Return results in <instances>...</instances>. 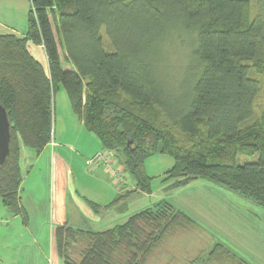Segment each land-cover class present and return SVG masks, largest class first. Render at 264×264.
Listing matches in <instances>:
<instances>
[{
	"label": "trees",
	"instance_id": "trees-1",
	"mask_svg": "<svg viewBox=\"0 0 264 264\" xmlns=\"http://www.w3.org/2000/svg\"><path fill=\"white\" fill-rule=\"evenodd\" d=\"M30 4L25 37L0 35V103L11 123L9 155L0 166L4 206L22 210L19 144L40 153L49 143L53 95L62 85L86 130L113 152L140 192H151L144 159L163 153L173 159L164 178L175 179L173 187L204 180L264 209V109L255 115L260 84L248 64L264 61V0L254 15L250 0ZM183 29L192 38L196 78L175 106L158 73L166 38H178ZM28 41L42 46L48 76L30 55ZM61 56L70 69L63 68ZM242 157L252 160L241 164ZM192 222L161 200L104 230L57 226L52 240L64 264H147L169 234ZM220 252L236 259L219 243L211 259Z\"/></svg>",
	"mask_w": 264,
	"mask_h": 264
},
{
	"label": "rangeland",
	"instance_id": "rangeland-1",
	"mask_svg": "<svg viewBox=\"0 0 264 264\" xmlns=\"http://www.w3.org/2000/svg\"><path fill=\"white\" fill-rule=\"evenodd\" d=\"M250 1L254 15L258 11L260 0ZM9 6L6 8L4 17L2 15L0 17L17 28L27 25V16L25 14L22 17L19 16L18 13L12 12ZM101 35L103 41L106 42L103 30ZM191 51L192 38L190 39L189 35H186L184 29L180 31L178 38L173 35L165 40L158 74L165 86L170 105H180L181 101L191 91L196 78ZM262 62L257 65L252 61L248 62L252 66L253 77L260 84V90L254 100L256 116H259L264 109V61ZM51 138L56 142L55 150L58 152L65 150H61V144L67 146L66 150H68L69 157H72L69 161H71L73 170L81 173L84 168V171L82 176L66 175L65 170L62 169V172L58 169V164L55 161L57 152L50 146L42 151L43 153L38 154L37 163L28 173L25 171L23 161V159H28V152L20 159L21 171L23 170L22 203L26 211L29 212L30 221L28 225L30 231L37 237L39 246L38 249L35 245L32 246V241L29 239L24 241L23 248H26L27 244L30 245L29 247L34 257L38 259V263L43 264L49 257V233L51 226L53 228L56 224L54 220L52 221V214L57 207L58 187L64 180L65 188L67 187L66 193L69 191L72 197L82 202H84L85 195L91 196V198L98 196L108 200L116 196L120 187L126 186V189H129L127 192L129 199H125V203L129 204L125 211L128 213L133 214L149 205L151 206L156 201L162 200L169 202L175 209L186 213L192 219L193 224L191 226L169 234L153 251L147 264H239L238 260L240 259L249 264H264V209L254 204L250 199L204 180L193 181L180 187L170 186L173 180H165L164 178L166 171L173 165V159L163 153H154L144 159L143 170L151 181L152 192L149 195H142V192L137 190L135 179L123 167H121L120 174L122 176L120 178L119 176L113 177L102 162L98 164L89 162L91 166L86 164V161L93 158L94 152H96L94 150L95 145L96 147L99 146L97 153L104 150L102 147L100 148V141L95 134L86 130L84 125L78 121L62 85H59L53 95ZM28 150L33 153V158H35L34 152L29 148ZM121 157L124 159L122 155ZM249 160L252 159L248 157L239 158L241 164ZM115 161V166H122L116 158ZM88 169L93 170L89 171ZM97 172L104 173V178H96ZM131 186L134 188L132 189ZM100 187L104 188V193L100 192L102 189ZM66 203L68 211L70 209L75 212L74 221L69 223L71 226L98 230L104 228L102 226H104L106 218L91 223L90 218L84 216L82 211L76 208V204H78L76 199ZM7 213L10 211L0 201V231H5L7 226H11L7 229V233L27 234L28 230L26 226H23L24 221L19 218H12L15 222L3 227L1 220L11 217ZM19 216L21 217V215ZM42 216L47 217L45 224H41L40 218ZM36 220L38 223L35 222ZM124 220L120 214L111 210L108 222L121 223ZM7 236H0V256L4 259L6 254L13 255L17 245H20L15 237L10 236L6 239ZM216 243L229 249L236 256V259L231 256L228 258L222 252L211 259L210 251Z\"/></svg>",
	"mask_w": 264,
	"mask_h": 264
},
{
	"label": "crops",
	"instance_id": "crops-1",
	"mask_svg": "<svg viewBox=\"0 0 264 264\" xmlns=\"http://www.w3.org/2000/svg\"><path fill=\"white\" fill-rule=\"evenodd\" d=\"M9 3H10V6H9ZM7 6H9L12 9V12L14 11V12L18 13V15L21 17L24 14L27 16L28 11L31 8L30 0H12L11 2H10V0H0V15H2V16L4 15V13L6 12ZM26 27H27V25L25 24V25L21 26V28H17L15 25L9 24L7 21H4L0 17V35L12 34V35H15L17 37L22 38V37H25ZM27 49H28L30 55L43 67L45 74L48 76V62H47V58H46V55H45V52H44L42 46L36 45L33 42L28 41L27 42ZM61 63H62L63 68H65V69L71 68L70 65L64 63L62 56H61ZM58 88H59V86H58ZM75 116L77 117L76 114H75ZM77 119L81 123V125H84L82 120H80L78 117H77ZM100 144H101V142H100ZM48 146H50L51 149H53L55 152H57L55 154L56 155L55 161L58 164V169H60L61 171H62V169L65 170L66 175H70V176H73V175L82 176L83 175L84 168H83V171L81 173H77L73 170L71 161H69L72 157H69L68 150H66L67 146H65L64 144H61V150L62 149H65V150L58 152V150H55L56 142H54L52 138L49 141V143L42 149V151H44ZM101 147H102V144L100 145V148ZM29 149H31V148H29ZM98 149H99V146L96 147V145H95L94 150L96 152H94V155H96ZM31 150L34 152L35 158H33V153H31L28 150V147L25 146L24 144H22V142H20V144H19V164H20V159L25 154H27V152L29 154L28 159H23L24 165H25L24 168H25V171H27V173L29 171H32L33 166L37 163V158H38V154H39V153L35 152L33 149H31ZM42 153H41V155H42ZM90 160H87L86 164L91 166V164L89 163ZM120 167H123V166H120ZM92 170L93 169H91L89 171H92ZM20 171H21V165H20ZM22 171L20 173L21 174L20 184H19V188H18V194L20 197L19 208L21 207L22 210H19V212H14L2 204L5 208H7L10 211V213H7V214L11 215V217L9 219L6 218L5 220H1V223L4 227L5 225H8L9 223L15 222L14 220H12V218H14V219L19 218V219H22L24 221L23 226H26V229L28 230V232H27V234H23V233L9 234V233H7V229L11 228V226H7V228L4 229L5 231H0V236L1 235H4V236L8 235L6 237V239L10 236H13L20 243V245H17L13 255L12 254L11 255L6 254L4 256L5 259L0 256V264H40V263H38V259L34 257V254L29 247L30 245L27 244V247L23 248V246L25 245L24 241L29 240V239L32 241V246L35 245L37 249L39 246H38V242H37V237L35 236V234H33L30 231V228L28 225L29 221H30L29 212L26 211L25 206L22 203V197H21ZM104 176H105L104 173L97 172V174H96V178H99V179L100 178L103 179ZM171 180H173V182L175 181V179H171ZM194 181H197V180H194ZM170 186H172V184ZM131 187H132V189L134 188L133 186H131ZM66 188H65V184H64V180H63L61 185L58 187L57 194H56L57 207H56L55 212L52 214V221L54 220L56 224L53 228H55L57 226H71L69 223H72V221H74L75 212H72L70 209L68 211L67 206H66V204H67L66 202L72 201L74 199H76L78 201V204H76V208L80 209L84 216L90 218L91 223H96V222H99V221L103 220L104 218H106L105 223L103 224L104 226H102L104 228H102L101 230L107 229V228H109L115 224H118L116 222L115 223L108 222L111 210H114L118 214H120L122 219H126L129 215H131L130 213L125 211L126 209H128V204H129V203L128 204L125 203L126 202L125 199H129V196L127 195V192L129 189H126V186L120 187L119 188L120 191L116 194V196H114L108 200H105V199L98 197V196H96V198H91V196L85 195L84 199H83L84 202L80 201L77 198L72 197L69 191L66 193ZM100 188H102L100 190V192L104 193V188L103 187H100ZM71 192H72V189H71ZM81 192H83V190H81ZM151 192L149 194H151ZM143 194H146V193L142 192V195ZM149 194H147V195H149ZM121 195H122V197H121ZM75 196L78 197L77 195H75ZM90 203H94L95 205H98L99 206L98 210L94 211L91 208ZM19 215H21L22 218ZM40 219H41V224H45V220L47 219V217L42 216ZM35 222L38 223L37 220ZM71 227H73V226H71ZM53 228L51 226V231L49 233V235H50V237H49V250H48V256L49 257L47 258V261H44L43 264H64L63 261L61 260V258L57 255V253L54 249V246H53V240H52ZM73 228H75V227H73ZM78 229H83V228L79 227ZM85 230L98 231V229H93V228H86ZM44 255H45V253H44Z\"/></svg>",
	"mask_w": 264,
	"mask_h": 264
},
{
	"label": "water",
	"instance_id": "water-1",
	"mask_svg": "<svg viewBox=\"0 0 264 264\" xmlns=\"http://www.w3.org/2000/svg\"><path fill=\"white\" fill-rule=\"evenodd\" d=\"M11 123L5 107L0 103V166L9 155ZM130 144V143H128Z\"/></svg>",
	"mask_w": 264,
	"mask_h": 264
},
{
	"label": "built area",
	"instance_id": "built-area-1",
	"mask_svg": "<svg viewBox=\"0 0 264 264\" xmlns=\"http://www.w3.org/2000/svg\"><path fill=\"white\" fill-rule=\"evenodd\" d=\"M114 157L115 156H113V152L104 150L103 152H99L96 155H94L89 162L92 164H98L99 162H102V164L107 168V171L111 173L113 177L119 176L121 178L122 175L120 174V172L122 168L120 167V165L115 166L116 157L115 158Z\"/></svg>",
	"mask_w": 264,
	"mask_h": 264
}]
</instances>
